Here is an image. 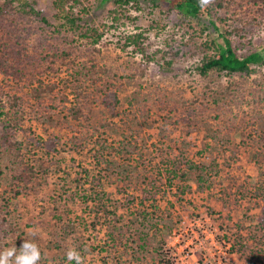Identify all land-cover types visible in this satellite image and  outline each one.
<instances>
[{"label": "trees", "instance_id": "1", "mask_svg": "<svg viewBox=\"0 0 264 264\" xmlns=\"http://www.w3.org/2000/svg\"><path fill=\"white\" fill-rule=\"evenodd\" d=\"M43 2L47 10L41 8ZM172 12L177 21L169 32L165 20ZM130 26L136 33H121V51L128 54L131 48L132 54H140L147 66L155 65L166 74L176 68L185 69V63L191 62L189 72L204 84L200 93L190 97L183 92L171 96L164 90V94L142 95L138 104L141 110L132 113L128 122L154 119L160 114L164 138L171 144L161 142L153 150L133 132L123 133L117 145L116 135L129 124L121 126L112 121L122 105L121 80H134L149 69L132 60L133 72L126 69L120 75L118 69H106L96 56V48L106 34ZM263 30L264 0H0V180L9 182L11 188L10 194H0V253L15 247L16 255H20L19 249L28 241L15 201L18 190H27L37 178V166L43 170L34 143L40 148L49 147L48 151L42 150L53 162L48 154L55 148L53 144L62 141L61 131L67 128L80 150L93 153L94 167L84 170V178L63 185L64 193L58 194L57 204L68 207V203L80 200L81 207L76 219L68 208L64 218L56 217L60 239L72 237L82 242L79 234L101 227L106 231L105 242L93 246L102 255L101 264L129 260V264H151L154 258L162 261V255L165 261L161 264H170L162 239L152 251L146 242L137 243L136 224L147 228V237L153 232L161 238L164 228L173 229L162 215L165 195L175 189L184 193L179 184L198 169L202 170L198 182L210 189L223 172L233 174L235 164L247 155L258 172L257 181L247 179L239 184L234 177L230 180L238 192L247 191L259 199L260 221L248 233L237 224L241 230L223 239L247 264H264V42L256 41ZM152 32L167 37L162 48L150 52ZM60 72L68 78L59 77L56 84L50 83V78ZM215 78L227 79L228 83L216 86ZM8 85L13 87L5 89ZM13 88H19L20 93L7 92ZM96 110L107 111L110 116L105 118L104 113L97 124L92 116ZM26 121L45 128L56 125L61 131L51 134L47 130L45 140L32 125L31 129L24 128ZM203 130L211 132L212 137L198 151L199 156L173 142L172 134L177 131L188 136L191 131ZM238 136L242 138L240 145L235 142ZM175 148L181 153L172 158L169 152ZM205 159L210 163L200 166ZM134 163L142 165L143 175V188L137 195L130 192L133 185L128 182L134 174ZM150 174L158 177L152 180ZM175 180L181 181L178 184ZM108 186L115 188L119 197H113L106 190ZM78 244L80 256L85 259L89 249L82 247L84 243ZM38 248V264H46V253ZM66 249L62 247L63 255L57 260L76 264L68 260ZM14 261L15 257L11 264Z\"/></svg>", "mask_w": 264, "mask_h": 264}, {"label": "rangeland", "instance_id": "2", "mask_svg": "<svg viewBox=\"0 0 264 264\" xmlns=\"http://www.w3.org/2000/svg\"><path fill=\"white\" fill-rule=\"evenodd\" d=\"M41 8L47 10L44 2ZM244 16H247V14ZM176 21L177 19L173 12L167 16L165 22L168 25L169 32L173 31V26ZM142 25L146 27L145 24ZM121 33H136V31L130 26L129 28L124 27L120 31L112 30L106 34L103 43L96 48V56L99 63L108 70L118 69L117 72L122 75L124 74L123 70L130 69L132 60H135L142 62L145 69L148 68L149 71L143 74V76H137L134 80H127L125 78L120 82V99L122 105L116 110L117 113L112 121L121 126H124L125 123L129 125L124 127L122 131H119L116 135L115 142L118 145L117 141L123 138V133L127 135L133 132L134 135H139L143 139L142 143L149 150H153L155 145L161 142L171 144L168 139L164 138L165 127L159 118L160 114L153 116L155 120L148 117L144 121H133V123L128 122L130 115H136L141 110L138 104L141 101L142 95L151 94L152 92L157 94H164L166 92L174 96L176 93L183 92L187 97H190L200 93L203 90L204 84L197 76H193L189 72L191 70V62L185 63V69L176 68L174 72L166 74L161 72L155 65L147 66L148 64L140 54H132L131 48L128 50V54L121 51L118 48ZM149 35L151 44L150 52L164 46V39L167 36L157 37L153 32ZM0 37H3L1 32ZM257 40L263 44L264 30L257 36ZM130 70L132 71V69ZM59 77L68 78L64 73L60 72L58 75L50 78V83L56 84ZM215 79L213 82H215L216 86L224 87L228 83L227 79ZM14 86L18 87L16 84ZM9 87L13 86L8 85L5 89ZM16 91L20 93L19 88H13L7 92L16 93ZM129 100L132 102V105L128 104ZM5 110L9 111V116L12 118L13 114L7 105ZM106 113L107 111L96 110L92 114L93 121L97 124L100 123L103 114L105 118L110 116L106 115ZM27 121L24 128L32 125L31 127L35 130L36 134L45 140L48 139V135L46 134L47 130L51 134H56L60 130L56 125L46 127L48 128L46 129L40 123L31 124V122ZM61 132L62 141L56 142L55 144L52 143L56 149H51L50 154H48V157L53 156V162H50V158H47L45 151H43L44 149L48 151L47 148L49 147L40 148L42 146L34 143L33 148L36 151L39 164L43 165V170L40 166H37V178L29 184L27 190H18V200L15 201L18 204L17 212L22 220V227L26 232L28 241L36 243L37 246H40L45 251L47 258L46 264H61L57 259L59 255H63L62 247L67 248L66 254L70 249H75V251L81 254L78 249V243H84L82 247L85 250L89 249L85 256L86 258L81 257L82 262L101 264L102 255L93 249V246L104 244L105 242L106 231L101 227L92 228L90 232L84 235H81L82 233L79 234L78 236L82 237V240L80 239L82 242L72 237H68L67 240L59 238L61 235L59 231L60 222L56 217L60 216L64 218V211L68 208L73 211L71 217L76 219L77 215L81 213V207L79 204L80 200L79 202L68 203V207H64L63 204H57L55 201L58 194L64 193L63 185L74 183L75 179L84 178V170H90L94 167L93 153L86 149L80 150L72 142L73 139L69 129L64 128ZM210 134L211 132L204 130L196 131L195 133L191 131L187 136L184 132L177 131L172 134V139L173 142L177 141L176 145L188 147L196 156H199L198 151L207 146L209 139H211L210 137H212V134ZM186 141L190 143L188 146L185 144ZM241 141V136L236 137V145H240ZM180 153L178 148H175L173 152H169L172 158L177 157ZM227 154L230 155V153ZM118 160L121 163L123 162L120 159ZM209 163L210 159H205L200 166H207ZM131 167L134 174H132L133 180H128L133 185L130 192H133L134 195L141 194L143 175L140 169H142V165L140 167V164L134 163ZM44 169L46 170L44 171ZM223 170L227 171L228 168L225 167ZM121 172L124 176H129V173L126 174L125 171ZM233 172L231 175H226V172H223L218 182H216L217 184L210 189L206 185L200 184L197 180L199 174H202L201 169L192 171L189 178L184 182L182 181L181 184H179L181 180H175L184 193L179 189H175L171 193H168V195H165L166 201L161 202V207L164 209L162 214L163 218L166 220V224L173 228L172 231L164 228L160 234L161 238L158 235L156 238L153 232H149L147 237V228L137 223L136 226L139 228L136 235L137 243L146 242L148 248L152 251L153 247H157L156 242L162 239L161 244H165V250L169 253L166 259H171L170 264H247L244 259L242 260L234 252L232 253L233 245L231 243H225L223 236L226 234L232 235L233 232L235 234L238 233L241 229L237 228V224L244 227L245 233H248L251 227L259 223L261 215V203L259 199L254 196L251 197L252 193H248L247 191L242 193L238 192L236 190L237 186H233V181L230 180L235 178L239 184H244L248 179V181L254 183L257 181L258 172L254 166V162H251L247 155L242 156L239 164H235ZM150 175L152 176H150L152 180L156 176L158 177V175ZM8 184L9 182L0 180V194H10L11 188ZM106 190L112 193L113 197L115 195L119 197L116 194L115 188L108 186ZM166 207L168 210H166ZM62 225L63 223L61 222ZM142 229L145 231L144 234L141 233ZM152 259L150 256L149 260L151 261ZM154 259L151 264H161L163 259L165 261V256L162 255V261L160 258ZM129 263H131V260H129ZM129 263L123 262V264Z\"/></svg>", "mask_w": 264, "mask_h": 264}, {"label": "clouds", "instance_id": "3", "mask_svg": "<svg viewBox=\"0 0 264 264\" xmlns=\"http://www.w3.org/2000/svg\"><path fill=\"white\" fill-rule=\"evenodd\" d=\"M207 2V0H204ZM20 255H16L15 247L5 249L0 253V264H11L12 258L15 257L14 264H38L41 259V253L36 243L24 241L19 249ZM68 260H75L76 264H83L80 254L75 249H70L67 252Z\"/></svg>", "mask_w": 264, "mask_h": 264}]
</instances>
